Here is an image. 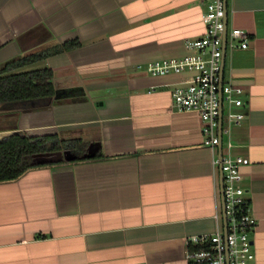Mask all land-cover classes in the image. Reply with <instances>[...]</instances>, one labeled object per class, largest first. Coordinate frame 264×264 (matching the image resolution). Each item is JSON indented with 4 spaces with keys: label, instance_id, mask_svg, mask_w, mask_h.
<instances>
[{
    "label": "crops",
    "instance_id": "0c3cea01",
    "mask_svg": "<svg viewBox=\"0 0 264 264\" xmlns=\"http://www.w3.org/2000/svg\"><path fill=\"white\" fill-rule=\"evenodd\" d=\"M202 10L200 0H0V72L79 44L10 73L48 69L54 95L0 105V142L56 136L103 155L70 163L62 153L0 183V264H187V241L217 231L215 152L199 116L171 97L188 75L144 71L187 55L185 42L204 33ZM226 25L248 35L246 49L225 50L222 81L243 90L230 141L257 222L248 264H264V0H231Z\"/></svg>",
    "mask_w": 264,
    "mask_h": 264
},
{
    "label": "built area",
    "instance_id": "2783aa9c",
    "mask_svg": "<svg viewBox=\"0 0 264 264\" xmlns=\"http://www.w3.org/2000/svg\"><path fill=\"white\" fill-rule=\"evenodd\" d=\"M231 0H200L203 10L200 22L204 28L202 36L185 42L187 55L181 58L162 59L149 62L144 71L153 77L188 75L186 80L171 91L173 106L179 112L196 113L201 121L203 146L215 152L213 164L219 166L217 146L220 144L219 117L222 109L221 162L222 195L216 182V195L221 208L222 224L211 236L191 238L186 243L187 264H248L254 260L250 234L256 227L251 216L246 191L241 187L240 160L232 155L230 129L239 125L245 114L241 87L230 82L221 83L220 64L223 53L226 7ZM248 35L238 29H230L225 35V50L246 49ZM221 96V97H220ZM221 98V99H220ZM226 137L223 148V138ZM219 200H223L222 202ZM223 216L226 222L224 236ZM189 244L205 246L189 250ZM206 245H208L206 247Z\"/></svg>",
    "mask_w": 264,
    "mask_h": 264
},
{
    "label": "trees",
    "instance_id": "16d2710c",
    "mask_svg": "<svg viewBox=\"0 0 264 264\" xmlns=\"http://www.w3.org/2000/svg\"><path fill=\"white\" fill-rule=\"evenodd\" d=\"M78 45L77 41L64 43L7 64L0 72V105L52 97L53 75L50 70L10 73L52 55L72 50ZM62 153L69 154L70 163L103 158L98 144H86L78 140L63 142L56 136L30 138L11 135L0 142V183L13 182L30 170L54 165L58 163ZM203 247L205 246L189 244L188 249L193 251Z\"/></svg>",
    "mask_w": 264,
    "mask_h": 264
},
{
    "label": "water",
    "instance_id": "95a60500",
    "mask_svg": "<svg viewBox=\"0 0 264 264\" xmlns=\"http://www.w3.org/2000/svg\"><path fill=\"white\" fill-rule=\"evenodd\" d=\"M226 21H227V7H226V3H225V29H224V33H223V47H222L223 53H222L221 64H220V80H221V83H222V79H223V70H224L223 59H224V55H225V35H226V31H227ZM221 126H222V109L220 111L219 124H218L220 144L217 146V151H218L217 158H218V164H219V166H218V168H219V186H220V194L222 195V174L220 171L221 151H222L221 133H220ZM58 161H61V158H59ZM221 202L223 204V200ZM223 226H224V236H225V234H226V222H225L224 216H223Z\"/></svg>",
    "mask_w": 264,
    "mask_h": 264
}]
</instances>
